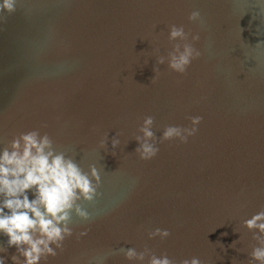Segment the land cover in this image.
Here are the masks:
<instances>
[{
  "label": "water",
  "instance_id": "water-1",
  "mask_svg": "<svg viewBox=\"0 0 264 264\" xmlns=\"http://www.w3.org/2000/svg\"><path fill=\"white\" fill-rule=\"evenodd\" d=\"M193 11L202 22H189ZM172 25L200 35L185 75L157 63L181 43L169 41ZM147 116L159 154L145 162L135 136ZM196 116L186 144L159 143ZM30 131L101 175L94 201L79 202L90 219L72 214L73 236L47 264H129L121 248L256 264L260 234L243 224L264 210V2L16 0L0 16V151ZM156 228L171 235L148 239ZM3 255L13 264L18 253Z\"/></svg>",
  "mask_w": 264,
  "mask_h": 264
},
{
  "label": "clouds",
  "instance_id": "clouds-1",
  "mask_svg": "<svg viewBox=\"0 0 264 264\" xmlns=\"http://www.w3.org/2000/svg\"><path fill=\"white\" fill-rule=\"evenodd\" d=\"M15 10L16 0H0V16ZM188 20L202 22L200 12L193 11ZM168 38L170 42L181 43L174 44L167 57L160 56L157 63H167L172 72L185 75L192 62L201 57L200 50L194 46L200 41V35L192 34L189 41L184 27L172 25ZM155 71L158 74L159 69ZM201 123L202 117L196 116L191 118L190 127L167 126L159 143L179 141L186 144L197 134ZM153 126V117H145L138 129L139 135L135 136L138 143L135 153L145 162L159 154ZM107 140V136L101 140V149H107ZM120 144L119 138L112 139V155H116L115 150ZM100 185L101 175L95 166L84 172L74 159L54 150L53 141L47 134L30 131L14 138L9 147L0 151V236L7 238V247L0 246V264H6L3 254L8 248H15L18 253L11 257L13 264H47L48 258L57 257L66 239L73 236L69 226L72 214L84 221L90 219L79 202H93ZM243 226L260 234L257 237L260 246L253 249L251 256L256 264H264V239H260L264 237V210L245 220ZM79 235L86 237L88 233ZM170 235L168 230L156 228L148 233V239L163 241ZM119 251L129 264H174L167 255L157 256L148 248L141 252L135 248ZM182 264H201V260L193 257Z\"/></svg>",
  "mask_w": 264,
  "mask_h": 264
}]
</instances>
